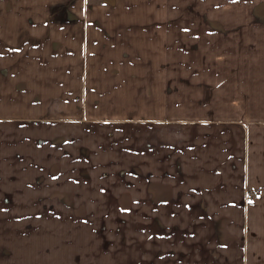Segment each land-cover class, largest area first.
I'll return each mask as SVG.
<instances>
[{"label":"crops","instance_id":"1","mask_svg":"<svg viewBox=\"0 0 264 264\" xmlns=\"http://www.w3.org/2000/svg\"><path fill=\"white\" fill-rule=\"evenodd\" d=\"M206 17L0 0V264H264V25Z\"/></svg>","mask_w":264,"mask_h":264},{"label":"rangeland","instance_id":"2","mask_svg":"<svg viewBox=\"0 0 264 264\" xmlns=\"http://www.w3.org/2000/svg\"><path fill=\"white\" fill-rule=\"evenodd\" d=\"M222 11L220 13H216L218 10V2L214 3V0H206V21L209 25H222V26H232V25H253V26H263L264 25V0H254L251 4L250 0H240L232 4L229 1H224L222 3ZM232 5L235 6V9H243V12L247 9H254V18L251 17H241V16H232L237 14V10L232 12ZM249 6V7H248ZM251 6V7H250ZM223 15H222V14ZM216 14V16H215ZM219 14V17H218ZM221 15V16H220ZM54 172L60 171V165H55L53 168ZM53 172V173H54ZM110 183V185L102 186L103 183ZM126 181H119V180H111V181H104V180H96L94 181V185H92L93 181H82V180H45L40 181L39 186H60V187H71V186H97V187H110V188H117L120 187L118 184L123 183ZM119 213L123 215H130V212H116V213H105L104 215L107 216L108 214H115L118 215ZM106 218V217H105ZM114 218H118L113 217Z\"/></svg>","mask_w":264,"mask_h":264},{"label":"built area","instance_id":"3","mask_svg":"<svg viewBox=\"0 0 264 264\" xmlns=\"http://www.w3.org/2000/svg\"><path fill=\"white\" fill-rule=\"evenodd\" d=\"M246 198L247 199H250L251 198V194L250 193H247Z\"/></svg>","mask_w":264,"mask_h":264}]
</instances>
